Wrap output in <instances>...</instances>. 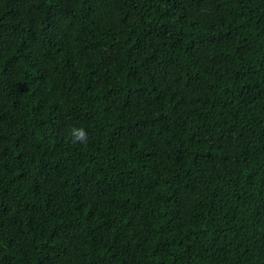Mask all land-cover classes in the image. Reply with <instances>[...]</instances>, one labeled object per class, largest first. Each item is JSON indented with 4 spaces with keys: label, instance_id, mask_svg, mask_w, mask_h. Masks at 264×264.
<instances>
[{
    "label": "trees",
    "instance_id": "trees-1",
    "mask_svg": "<svg viewBox=\"0 0 264 264\" xmlns=\"http://www.w3.org/2000/svg\"><path fill=\"white\" fill-rule=\"evenodd\" d=\"M0 264H264V0H0Z\"/></svg>",
    "mask_w": 264,
    "mask_h": 264
},
{
    "label": "clouds",
    "instance_id": "clouds-1",
    "mask_svg": "<svg viewBox=\"0 0 264 264\" xmlns=\"http://www.w3.org/2000/svg\"><path fill=\"white\" fill-rule=\"evenodd\" d=\"M70 143L73 145L81 144V145H86L88 142V134L85 131L84 127H76L73 126L70 130Z\"/></svg>",
    "mask_w": 264,
    "mask_h": 264
}]
</instances>
